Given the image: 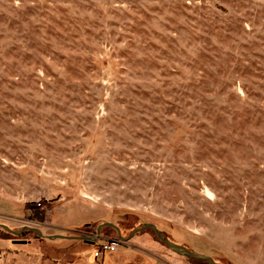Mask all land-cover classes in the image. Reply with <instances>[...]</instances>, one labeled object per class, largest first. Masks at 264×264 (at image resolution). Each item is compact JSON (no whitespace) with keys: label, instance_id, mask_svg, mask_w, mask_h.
Returning <instances> with one entry per match:
<instances>
[{"label":"rangeland","instance_id":"1","mask_svg":"<svg viewBox=\"0 0 264 264\" xmlns=\"http://www.w3.org/2000/svg\"><path fill=\"white\" fill-rule=\"evenodd\" d=\"M264 264V0H0V264Z\"/></svg>","mask_w":264,"mask_h":264},{"label":"water","instance_id":"2","mask_svg":"<svg viewBox=\"0 0 264 264\" xmlns=\"http://www.w3.org/2000/svg\"><path fill=\"white\" fill-rule=\"evenodd\" d=\"M103 226H111L114 229H116L118 236L120 238H124V239H128L131 236H133L136 232H139L141 230L144 229H151L154 231V233L156 234V236L172 251L177 252L178 254L185 256L187 258H192V259H197V260H201V261H205L208 262L209 264H225L223 262H219L217 260H215L211 255L205 254V253H201L195 250H192L190 248H188L186 245L175 242L169 238H167L164 233L159 230V228L157 227V225L155 223H146L144 225H142L139 228H135L134 230H132V232L129 234V236L127 237H122L121 234V229L119 226H117L116 224H114L113 222H104L102 224H100L97 228V234H100V229ZM0 228L5 229L6 231L15 234V235H19L22 234L23 231L25 230H32L34 231L37 235L39 236H46L50 239L52 238H66V239H80L85 241L88 244H93L96 241V237H92V236H85V235H80V234H75V235H65V234H54V235H44L43 232L41 231L40 228L34 227V226H30V225H25L22 228L19 229H13L10 226H8L7 224L4 223H0Z\"/></svg>","mask_w":264,"mask_h":264},{"label":"built area","instance_id":"3","mask_svg":"<svg viewBox=\"0 0 264 264\" xmlns=\"http://www.w3.org/2000/svg\"><path fill=\"white\" fill-rule=\"evenodd\" d=\"M96 240H98V244L93 250L94 257H105L114 253L115 251H117L121 243L120 240L117 238L110 239V238L96 237Z\"/></svg>","mask_w":264,"mask_h":264},{"label":"trees","instance_id":"4","mask_svg":"<svg viewBox=\"0 0 264 264\" xmlns=\"http://www.w3.org/2000/svg\"><path fill=\"white\" fill-rule=\"evenodd\" d=\"M115 224V223H114ZM116 225L117 226H119L117 223H116ZM120 227V226H119ZM121 229V228H120ZM165 235V234H164ZM166 236V235H165ZM167 237V236H166ZM167 238H169V237H167ZM170 239V238H169ZM215 260H217V261H219V262H222V261H220V259H218L216 256H214V255H211ZM208 263V262H207Z\"/></svg>","mask_w":264,"mask_h":264}]
</instances>
